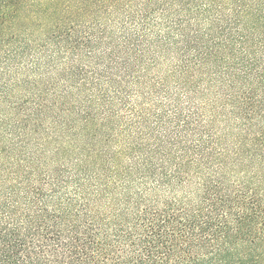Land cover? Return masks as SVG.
<instances>
[{
  "label": "trees",
  "instance_id": "1",
  "mask_svg": "<svg viewBox=\"0 0 264 264\" xmlns=\"http://www.w3.org/2000/svg\"><path fill=\"white\" fill-rule=\"evenodd\" d=\"M0 264H264V0H0Z\"/></svg>",
  "mask_w": 264,
  "mask_h": 264
}]
</instances>
